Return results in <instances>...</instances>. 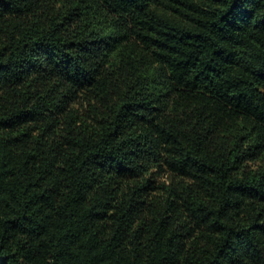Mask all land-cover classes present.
I'll use <instances>...</instances> for the list:
<instances>
[{
    "label": "trees",
    "instance_id": "trees-1",
    "mask_svg": "<svg viewBox=\"0 0 264 264\" xmlns=\"http://www.w3.org/2000/svg\"><path fill=\"white\" fill-rule=\"evenodd\" d=\"M0 264H264V0H0Z\"/></svg>",
    "mask_w": 264,
    "mask_h": 264
},
{
    "label": "rangeland",
    "instance_id": "rangeland-1",
    "mask_svg": "<svg viewBox=\"0 0 264 264\" xmlns=\"http://www.w3.org/2000/svg\"><path fill=\"white\" fill-rule=\"evenodd\" d=\"M159 180L160 181H166V182H173L174 177L172 175H168V174H159Z\"/></svg>",
    "mask_w": 264,
    "mask_h": 264
}]
</instances>
